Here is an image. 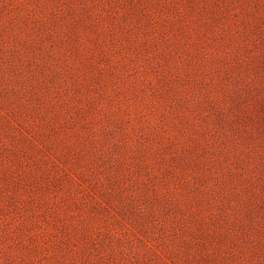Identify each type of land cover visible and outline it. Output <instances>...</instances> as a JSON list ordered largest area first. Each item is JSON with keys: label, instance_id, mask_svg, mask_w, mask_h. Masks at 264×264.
Returning <instances> with one entry per match:
<instances>
[{"label": "rangeland", "instance_id": "374dc122", "mask_svg": "<svg viewBox=\"0 0 264 264\" xmlns=\"http://www.w3.org/2000/svg\"><path fill=\"white\" fill-rule=\"evenodd\" d=\"M0 264H264V0H0Z\"/></svg>", "mask_w": 264, "mask_h": 264}]
</instances>
